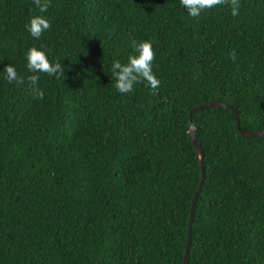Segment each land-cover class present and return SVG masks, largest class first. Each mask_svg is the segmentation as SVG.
<instances>
[{"label":"trees","instance_id":"1","mask_svg":"<svg viewBox=\"0 0 264 264\" xmlns=\"http://www.w3.org/2000/svg\"><path fill=\"white\" fill-rule=\"evenodd\" d=\"M189 17L179 0H47L51 28L25 30L33 0H0V264H183L201 173L189 109L220 100L264 130V0ZM149 39L157 89L118 93L110 63ZM43 44L62 77L24 52ZM204 179L187 264H264V137L231 110L191 115Z\"/></svg>","mask_w":264,"mask_h":264},{"label":"clouds","instance_id":"2","mask_svg":"<svg viewBox=\"0 0 264 264\" xmlns=\"http://www.w3.org/2000/svg\"><path fill=\"white\" fill-rule=\"evenodd\" d=\"M225 0H179L180 7L189 17H199L201 12L221 5ZM34 5L39 9L38 12L31 14L25 23V30L35 40H39L50 28V19L43 13L47 10V0H33ZM240 0H230V13L233 17L240 14ZM131 51L126 60L113 59L110 63V77L113 87L118 93H132L134 87L141 82L155 90L160 85V80L153 72L152 62L154 59L153 45L149 39H133L130 42ZM49 50L43 45H33L24 52L25 69L28 75L27 81L32 86L34 95L39 99L44 98V91L38 87L40 74L48 76L62 77L64 67L59 61H50L48 58ZM2 63V61H0ZM0 76L8 83H22L25 77L18 75L16 67L11 63L5 64L0 69Z\"/></svg>","mask_w":264,"mask_h":264},{"label":"water","instance_id":"3","mask_svg":"<svg viewBox=\"0 0 264 264\" xmlns=\"http://www.w3.org/2000/svg\"><path fill=\"white\" fill-rule=\"evenodd\" d=\"M214 106H220L223 108H227L229 110H231L233 116H234V121H235V127L238 130L239 134L245 138H251V137H264V130H253V131H248V130H243L239 128V117H238V112L236 111L235 108H233L232 106L225 104L223 102H221L220 100H211L205 104H201V105H197L191 109H189L188 111V118L190 121V127L188 129V137L191 139L193 146H194V150H195V154H196V158L199 162L200 165V173H201V177H200V181L199 184L192 196L191 199V205H190V210H189V216H188V222H187V238H186V245H185V250H184V255H183V264H187V258H188V252H189V246H190V238H191V229H192V221H193V213H194V207H195V202L199 193V190L201 188L203 179H204V168H203V161H202V148H201V144L199 139L197 138L196 134H195V125L191 120V115L201 109H207L210 107H214Z\"/></svg>","mask_w":264,"mask_h":264}]
</instances>
